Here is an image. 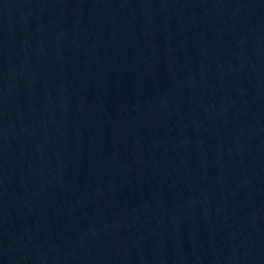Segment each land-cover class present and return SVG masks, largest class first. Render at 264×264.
<instances>
[{
  "label": "water",
  "instance_id": "1",
  "mask_svg": "<svg viewBox=\"0 0 264 264\" xmlns=\"http://www.w3.org/2000/svg\"><path fill=\"white\" fill-rule=\"evenodd\" d=\"M0 264H264V0H0Z\"/></svg>",
  "mask_w": 264,
  "mask_h": 264
}]
</instances>
